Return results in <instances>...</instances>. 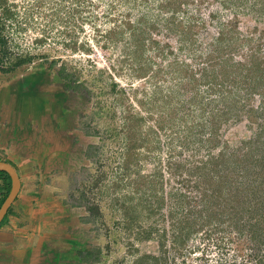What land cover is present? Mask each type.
<instances>
[{"label": "rangeland", "instance_id": "obj_1", "mask_svg": "<svg viewBox=\"0 0 264 264\" xmlns=\"http://www.w3.org/2000/svg\"><path fill=\"white\" fill-rule=\"evenodd\" d=\"M0 34L18 111L49 114L60 71L84 89L51 93L56 134L97 144L62 167L72 255L264 264V0H0Z\"/></svg>", "mask_w": 264, "mask_h": 264}, {"label": "crops", "instance_id": "obj_2", "mask_svg": "<svg viewBox=\"0 0 264 264\" xmlns=\"http://www.w3.org/2000/svg\"><path fill=\"white\" fill-rule=\"evenodd\" d=\"M23 114L8 113L5 105L0 109V159L15 167L20 180L0 221V264H80L71 250L76 244L68 219L72 207L54 192V181L42 177L54 171L64 175L62 167L70 159L71 147L64 135L51 139L49 129L35 123L47 122V115L32 112L25 119ZM39 128L47 131L46 137ZM4 191L0 180V193Z\"/></svg>", "mask_w": 264, "mask_h": 264}, {"label": "flooded vegetation", "instance_id": "obj_3", "mask_svg": "<svg viewBox=\"0 0 264 264\" xmlns=\"http://www.w3.org/2000/svg\"><path fill=\"white\" fill-rule=\"evenodd\" d=\"M0 51H1V53H2V43L4 42V41H2V35L0 34ZM13 68V66H10V65H8V66H6V64L4 63H1V61H0V75L2 76V74L4 75V73H7V71H9L10 69H12ZM57 72V71H56ZM58 75H59V77L61 78V84H60V87H58L59 89H58V91H57V89H53V86L51 87V89H46L47 90V92H48V99H49V101H47L48 103H50L49 104V106L51 107V109H48V111L50 112L49 114H47V116H45L44 117V119H48V120H50V128L52 129V128H54V125L53 124H55L56 125V123H58V122H61V121H63V118H65V117H67V115L68 116H70L68 113L67 114H65V115H61V114H59V110H63V108H58L57 106L60 104V103H58V101H57V103L55 102V97H53L52 96V92H58L59 93V95H61V96H64L63 95V93H61V92H63V91H65V92H67V93H70V92H77V91H79L81 94H82V92L84 93V89L83 88H81V87H78L76 84H74V82L73 81H71V80H69L68 79V77H67V74L66 73H64V72H62V71H60V72H58L57 73ZM28 75H22V77H16L15 78V80L16 81H18L17 83L16 82H12L14 85H16V86H18L19 85V83H24L25 81H27V82H29V78L30 77H27ZM25 79V80H24ZM7 80V78H5L3 81H1L0 80V95H2L1 93L3 92V89L4 88H7L8 90H7V92L5 93V95L7 94V97H6V100L4 99V98H0V109L2 108V106L3 105H9V106H11V108H12V110H10V112H12V111H14V110H18L17 108L20 106V105H25V104H30L32 101H31V98H29L28 100H27V102H22V103H20V102H16V98H15V94L14 93H20L21 92V90H19V91H16L15 89L16 88H13L10 84H8V81H6ZM23 87H25L24 85H23ZM31 88V87H30ZM63 90V91H62ZM38 91V90H37ZM42 90H39V92H41ZM38 92V93H39ZM23 93V92H22ZM34 93H36V92H34ZM37 93V94H38ZM36 94V95H37ZM67 95V94H66ZM28 96V95H27ZM57 100V99H56ZM64 105H66V111L68 112L71 108H70V106L68 105V103H65L64 102ZM13 107H15L16 109H14L13 110ZM31 109L30 110H27L26 111V113L27 114H23V113H25V110L23 109V110H21V114H23V115H21V118H25V119H29V117H26V115H29L30 116V114L33 112V113H35V114H39V115H46V114H40V110H38L37 108H33V107H30ZM64 108V109H65ZM44 110H45V108H44ZM19 112V114H20V111H18ZM8 115H13V114H8ZM62 116V117H61ZM64 116V117H63ZM90 118H92V116H90V117H88L87 119H86V123H84L83 122V129L84 130H86V128H90L91 126H92V122L90 121ZM48 120H47V122H48ZM80 119L78 118V121H79ZM49 123V122H48ZM35 126H37V124L35 125ZM45 128H47V127H45ZM58 128H60V127H58ZM40 129V128H39ZM51 129H49V131H48V133H49V137L52 139V138H55L53 135H58V136H65L64 138H66L67 139V141H68V145L71 147V148H73V150H71V155H70V159L71 158H75L76 157V154H77V150H79L80 148H81V150H84V152H86L87 151V153H88V150H90V149H93V151H94V148L97 146V144H96V142H95V145H88L89 146V148L90 149H88V146H86L85 147V149L80 145V141L79 140H77V139H75V137L72 135V133L70 132V131H67V129L66 128H64V129H58L57 130V134H56V129H57V127H55L54 128V133H50V131H51ZM90 131V130H89ZM91 133H94L95 134V136L97 137V138H99L100 137V134H99V132H100V130H99V127H97L96 125H94L93 124V126H92V129H91ZM52 132V131H51ZM60 132V133H59ZM40 133H42V135H44V134H47V131L46 130H41L40 129ZM43 137H46V135H44ZM57 137V136H56ZM98 141V140H97ZM92 152V151H91ZM91 152H89V154L91 153ZM0 160H2V159H0ZM3 161H5V160H3ZM7 162V161H6ZM10 164V163H9ZM14 169H15V167L13 166V165H11ZM15 171H16V175H17V177H18V180H19V175H18V172H17V170L15 169ZM53 174H51V175H48V174H44L43 173V175H42V177H45V179L47 180V181H50V180H53L54 182H53V185H54V192H58L59 193V195H63V198H64V202H66L67 204H69L71 207H72V210L74 211V212H76V214L78 215V213H80V215L82 214V211L84 210V208H85V204L84 203H82V202H78V201H75V200H71L72 198H73V194H71L72 193V191L74 190L73 188H70V189H68V187H70V185H72V187H78L79 186V182H78V180H76L75 182H74V184L72 183V184H70V178H69V183H66V181H64L62 178H63V176L64 175H62L61 173L59 174V172L58 171H54V172H52ZM7 174V173H6ZM8 175V174H7ZM39 175H41V173L39 174ZM38 175V176H39ZM66 175V174H65ZM68 175H70V174H67L66 176H68ZM80 177V176H79ZM0 180L3 182V180H2V178L0 177ZM8 188H7V190H6V193H5V195L7 194V192H8V190H9V187H10V177H9V175H8ZM19 182H20V180H19ZM19 187V186H18ZM18 190V189H17ZM17 192V191H16ZM5 195H4V197H5ZM3 197V198H4ZM3 198H2V200H3ZM1 200V201H2ZM1 201H0V203H1ZM10 204V203H9ZM7 209H8V206H7V208H6V210H5V212H4V214L6 213V211H7ZM4 214L2 215V217L4 216ZM2 217L0 218V221H1V219H2ZM78 217V220H80L81 221V218H80V216H77ZM85 218H87V217H85ZM83 223V222H82ZM82 225V224H81ZM80 225V226H81ZM82 227V226H81ZM81 230V229H80ZM77 231H79V229H75V231H74V233H75V235L77 236V234H79L80 235V232L81 231H79V233L77 232ZM77 232V233H76ZM79 239L81 238L80 236H77ZM81 243L83 242V239L81 238ZM83 244L85 245V240H84V242H83ZM86 246V245H85ZM87 249H89L90 250V253H89V256L88 257H86V255L84 254V252H85V250H87ZM92 251L93 252H98L99 251V249L98 250H96V247H92V246H86L85 248H84V250H83V252H82V254L81 255H78L77 256V258H78V260H79V262H80V264H94L95 262H97V260H98V255L100 254V251H99V253H98V255L96 254V255H91V253H92ZM75 254V253H74ZM75 256V255H74Z\"/></svg>", "mask_w": 264, "mask_h": 264}, {"label": "water", "instance_id": "obj_4", "mask_svg": "<svg viewBox=\"0 0 264 264\" xmlns=\"http://www.w3.org/2000/svg\"><path fill=\"white\" fill-rule=\"evenodd\" d=\"M0 170H4L10 177L9 190L0 203V218H1L7 206L9 205V203L12 201L13 197L16 194V191L19 186V180L16 175L15 169L8 162L0 160Z\"/></svg>", "mask_w": 264, "mask_h": 264}, {"label": "trees", "instance_id": "obj_5", "mask_svg": "<svg viewBox=\"0 0 264 264\" xmlns=\"http://www.w3.org/2000/svg\"><path fill=\"white\" fill-rule=\"evenodd\" d=\"M1 37V36H0ZM2 41H4L3 40V38H2ZM0 177L2 178V180H3V184H4V188H5V191L4 192H2V193H0V201L2 200V198L4 197V195H5V193H6V190H7V188H8V175L6 174V172L4 171V170H0ZM152 258L153 259H155L156 258V256H152ZM245 264V263H244Z\"/></svg>", "mask_w": 264, "mask_h": 264}]
</instances>
